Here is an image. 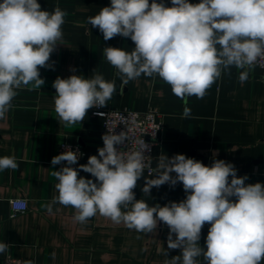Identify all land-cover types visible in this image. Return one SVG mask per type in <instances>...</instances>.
Returning <instances> with one entry per match:
<instances>
[{"label":"clouds","instance_id":"obj_1","mask_svg":"<svg viewBox=\"0 0 264 264\" xmlns=\"http://www.w3.org/2000/svg\"><path fill=\"white\" fill-rule=\"evenodd\" d=\"M170 3L110 0L109 6L87 18L104 41L120 36L134 43L130 52L103 49L123 85L141 75L159 77L177 98L202 99L232 67L240 70L241 83L257 63L264 67V0ZM65 16L58 6L51 12L42 10L38 0H0V118L12 108L19 89L45 84L40 69L53 67L51 54L63 40ZM52 87L54 111L66 126L81 123L89 109L106 107L116 92L115 80L100 73L88 78L58 76ZM102 140L98 155L78 166L94 179L80 176L73 167L82 155L78 147L66 146L51 159L52 166L66 164L51 173L58 195L46 205L49 212L58 203L72 207L73 219L81 224L99 214L139 233H152L163 223L168 228V250H180L165 264H264V183L246 184L248 176H238L234 164L215 158V153L210 166L184 154L161 153L147 178L145 160L150 157L144 153L150 149L143 138L131 151L117 148L128 140L126 132L114 134L111 129ZM17 168L15 157H0V171ZM142 177L144 194L153 187L181 183L185 199L164 206L137 200L134 189ZM205 224L209 228L201 247ZM8 247L0 243V253Z\"/></svg>","mask_w":264,"mask_h":264},{"label":"crops","instance_id":"obj_2","mask_svg":"<svg viewBox=\"0 0 264 264\" xmlns=\"http://www.w3.org/2000/svg\"><path fill=\"white\" fill-rule=\"evenodd\" d=\"M198 3L199 0H189ZM42 10L57 6L66 12L62 26L63 40L51 54L52 68H41L45 84L40 88L18 90L12 108L0 118V157H15L18 168L0 171V243L9 245L0 253V264L7 256L28 258L35 264H165L179 255L168 250V228L160 223L152 233H139L124 224H115L97 214L86 224L73 219L75 210L60 204L47 210L58 193L51 159L59 155L64 142L80 144L89 156L101 148L103 117L95 111L131 109L157 112L163 125L159 141L154 145L153 166L161 153L171 157L184 154L210 166L217 159L234 164L238 176H248L245 183H264V82L263 70L255 65L248 79L241 83L239 71L232 67L207 90L202 99L195 96L177 98L170 85L159 77L141 75L123 85L117 70L103 55L107 46L132 51L130 38L117 36L104 41L102 33L87 23L110 0H38ZM171 6L170 0H165ZM75 69V73L71 71ZM100 73L108 81L115 80L116 92L104 108L89 109L81 123L66 126L54 111L53 81L59 76L90 77ZM189 114L185 115V110ZM79 164L75 167L78 168ZM82 177L94 179L79 170ZM172 175H175L174 173ZM144 176L150 174L144 171ZM142 177L134 189L136 199L149 206H164L185 199L183 186L165 184L153 187L149 195L142 192ZM10 199H25L28 207L13 213ZM209 225L205 224L201 247ZM168 252V256L165 255ZM53 253L55 256L53 257ZM199 259H203L202 257Z\"/></svg>","mask_w":264,"mask_h":264},{"label":"built area","instance_id":"obj_3","mask_svg":"<svg viewBox=\"0 0 264 264\" xmlns=\"http://www.w3.org/2000/svg\"><path fill=\"white\" fill-rule=\"evenodd\" d=\"M256 65L260 66L263 70L262 81L264 82V67L260 63ZM103 113L99 115L103 117V129L102 136L107 133L108 130L113 129L114 134H119L120 132H126L128 140L125 141L124 145H117V148L124 151H131L138 147L137 141L142 139L146 144L149 145L148 151H145L144 155L150 158L145 160L146 168L145 171L150 174L152 168H154L153 152L154 145L159 141L160 134L163 130V125L161 121L158 120L157 112L149 108L144 111H136L131 109H108L105 111L97 110L94 114ZM101 144L103 147V140L101 139ZM66 146H71L73 150L77 147L80 153H82L78 164H82L86 159V152L84 148L77 143L64 142L60 145L58 149V154L63 153L66 150ZM66 162H62L58 167H62ZM77 164V165H78ZM77 165H74L75 168ZM10 205L13 213L18 211H24L28 207L27 200L25 199H10ZM28 261H34L28 258H20L14 256H7L1 264H27Z\"/></svg>","mask_w":264,"mask_h":264}]
</instances>
